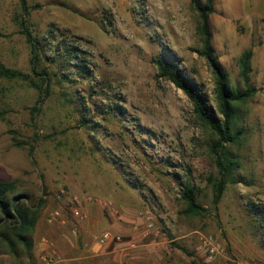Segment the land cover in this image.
<instances>
[{"label": "rangeland", "instance_id": "374dc122", "mask_svg": "<svg viewBox=\"0 0 264 264\" xmlns=\"http://www.w3.org/2000/svg\"><path fill=\"white\" fill-rule=\"evenodd\" d=\"M198 23L191 0H0V64L29 75L0 73V181L43 201L30 247L11 228L10 243L0 235V264H41L52 251L60 264H264V224L252 209L264 214V66L252 64L259 90L238 105L244 134L230 148L241 165L217 205L214 135L184 91L157 77L154 58L177 62L217 106L212 69L194 51ZM26 27L39 41L37 72ZM249 37L228 34L232 48L214 40L234 87H244L241 54L259 39ZM185 181L200 189L205 216L184 213ZM76 194L96 199L85 220L73 212ZM145 207L156 209L158 236L133 231ZM104 230L138 247L126 257L116 241L99 246ZM206 237L220 244L210 260ZM153 242L145 257L141 244Z\"/></svg>", "mask_w": 264, "mask_h": 264}, {"label": "trees", "instance_id": "16d2710c", "mask_svg": "<svg viewBox=\"0 0 264 264\" xmlns=\"http://www.w3.org/2000/svg\"><path fill=\"white\" fill-rule=\"evenodd\" d=\"M25 4L26 0H22ZM199 15L197 32L200 35L202 46L195 48L199 55L205 57L215 77V95L217 106H214L211 99L196 79L188 75L179 63L165 60L161 57L154 58L153 62L157 67V77L173 82L182 89L193 104L194 113L204 126L208 127L213 137L210 143V150L217 164L219 176L210 178L213 186L214 204H219L229 182L236 181L235 173L240 167V161L235 157L230 146L239 144L243 138L244 130L238 125V105L248 102L259 90L251 81L253 49L245 50L240 58V75L244 83L243 88L234 87L230 83L229 72L223 65L216 52L214 45V33L210 15L216 11L214 0H191ZM31 44L33 53V66L35 72L36 63L40 59L38 39L32 31L26 27L22 29ZM46 72V71H44ZM0 73L9 78H22L27 80L28 74L6 67L0 64ZM40 96L48 94L49 89L37 87ZM42 100V99H40ZM21 144L20 141H17ZM16 186L14 181H0V235L10 243L11 240L6 233L11 228L18 235L19 239L27 247L32 244L31 231L38 218V210L43 206V201L33 205L26 194H13ZM199 188L190 181H185L182 186L181 195L186 204L184 213L189 216H205L207 209L198 202L197 193ZM259 206L252 207L264 224V214L256 211ZM5 229V231H2ZM187 252L185 247L180 246Z\"/></svg>", "mask_w": 264, "mask_h": 264}, {"label": "crops", "instance_id": "0c3cea01", "mask_svg": "<svg viewBox=\"0 0 264 264\" xmlns=\"http://www.w3.org/2000/svg\"><path fill=\"white\" fill-rule=\"evenodd\" d=\"M214 4L216 11L210 15L214 40L218 41V37L219 40L222 37L226 46L230 45L232 48L228 34L234 35L235 40L243 42H250L251 34L256 35V38H263L256 40L255 45L252 46V64L254 68L264 66V0H215ZM247 48L248 46L244 47V50ZM96 220L97 218L94 221ZM141 245L146 247L144 256L151 257V254L147 253L152 251L154 242Z\"/></svg>", "mask_w": 264, "mask_h": 264}, {"label": "built area", "instance_id": "2783aa9c", "mask_svg": "<svg viewBox=\"0 0 264 264\" xmlns=\"http://www.w3.org/2000/svg\"><path fill=\"white\" fill-rule=\"evenodd\" d=\"M95 200L96 199L91 195H74L71 201L73 203V212L75 213L76 217H78L80 220H85L87 218V212L84 211L83 207L86 203H91ZM103 204L105 207L116 211V207L111 202L104 201ZM155 215L156 209L154 207H145L140 209L138 216L143 220V228L139 225H135L133 227V231L141 232L144 237H148L151 234L156 236L160 235L161 231L157 228ZM58 216H60L59 210H56L52 213V218L56 219ZM73 232L76 233V230ZM111 241H116L119 244L120 250L126 257H128L130 253L138 247V243L134 238L124 240L122 236L114 235L111 230H104L97 237V244L99 246H103ZM205 245L208 247L207 249L210 252L208 260H210L214 254H216V252L219 253L220 251V244L216 242L213 237H206ZM53 246L54 243L50 242L49 247L53 248ZM63 261L64 259L58 255L56 251H52L42 256L41 264H60Z\"/></svg>", "mask_w": 264, "mask_h": 264}]
</instances>
